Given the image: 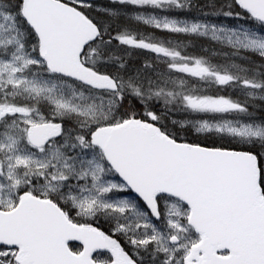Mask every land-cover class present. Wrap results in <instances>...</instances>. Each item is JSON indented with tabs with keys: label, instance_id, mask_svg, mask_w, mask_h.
I'll return each instance as SVG.
<instances>
[{
	"label": "snow or ice",
	"instance_id": "snow-or-ice-1",
	"mask_svg": "<svg viewBox=\"0 0 264 264\" xmlns=\"http://www.w3.org/2000/svg\"><path fill=\"white\" fill-rule=\"evenodd\" d=\"M0 264H264V0H0Z\"/></svg>",
	"mask_w": 264,
	"mask_h": 264
}]
</instances>
